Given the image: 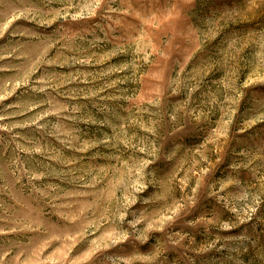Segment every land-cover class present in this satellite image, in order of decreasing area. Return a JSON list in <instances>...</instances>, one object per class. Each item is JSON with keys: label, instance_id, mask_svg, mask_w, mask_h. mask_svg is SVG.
<instances>
[{"label": "rangeland", "instance_id": "rangeland-1", "mask_svg": "<svg viewBox=\"0 0 264 264\" xmlns=\"http://www.w3.org/2000/svg\"><path fill=\"white\" fill-rule=\"evenodd\" d=\"M0 264H264V0H0Z\"/></svg>", "mask_w": 264, "mask_h": 264}]
</instances>
